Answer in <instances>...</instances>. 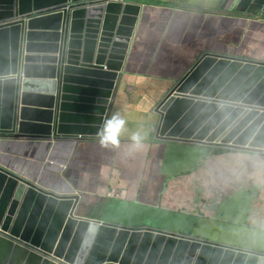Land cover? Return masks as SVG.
Returning a JSON list of instances; mask_svg holds the SVG:
<instances>
[{
    "label": "water",
    "instance_id": "1",
    "mask_svg": "<svg viewBox=\"0 0 264 264\" xmlns=\"http://www.w3.org/2000/svg\"><path fill=\"white\" fill-rule=\"evenodd\" d=\"M137 1L0 0V264H264L263 252L96 218L70 177L80 138H99L152 57L162 19L147 32ZM262 52L227 45L183 65L160 85L155 137L263 151Z\"/></svg>",
    "mask_w": 264,
    "mask_h": 264
},
{
    "label": "crops",
    "instance_id": "2",
    "mask_svg": "<svg viewBox=\"0 0 264 264\" xmlns=\"http://www.w3.org/2000/svg\"><path fill=\"white\" fill-rule=\"evenodd\" d=\"M137 2L148 4L151 13L144 22L147 32L152 13L162 19L151 62L142 74L129 73L118 101L125 119L119 142L80 138L71 179L96 218L168 228L264 253V150L208 151L199 143L158 139L154 112L161 83L177 80L183 65L202 52L264 46V0ZM134 131L142 135L138 146L130 139Z\"/></svg>",
    "mask_w": 264,
    "mask_h": 264
},
{
    "label": "clouds",
    "instance_id": "3",
    "mask_svg": "<svg viewBox=\"0 0 264 264\" xmlns=\"http://www.w3.org/2000/svg\"><path fill=\"white\" fill-rule=\"evenodd\" d=\"M125 124L124 117L119 112H113L111 115L105 117L97 129V136L101 144L111 143L117 144L119 142V134ZM134 145L138 146L142 140V135L138 131H134L130 136Z\"/></svg>",
    "mask_w": 264,
    "mask_h": 264
}]
</instances>
